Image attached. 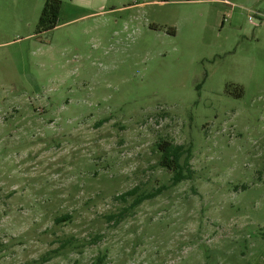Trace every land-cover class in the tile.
<instances>
[{
	"label": "rangeland",
	"instance_id": "obj_1",
	"mask_svg": "<svg viewBox=\"0 0 264 264\" xmlns=\"http://www.w3.org/2000/svg\"><path fill=\"white\" fill-rule=\"evenodd\" d=\"M44 2L0 0V264H264V0Z\"/></svg>",
	"mask_w": 264,
	"mask_h": 264
},
{
	"label": "trees",
	"instance_id": "obj_2",
	"mask_svg": "<svg viewBox=\"0 0 264 264\" xmlns=\"http://www.w3.org/2000/svg\"><path fill=\"white\" fill-rule=\"evenodd\" d=\"M61 2L60 0H45L42 7L41 15L39 18V29L41 31H47L54 28L57 25V20L60 14ZM158 150L160 152V165L173 170L174 174L172 180L174 183L186 178L185 173L182 170L183 165L178 164L180 156L184 153L183 147L180 144H172L168 140H162L157 143ZM188 165V162H184ZM175 165V166H174ZM135 192V188L123 193L124 195H131ZM155 192L141 195L135 199V204L141 202L144 199L154 196ZM62 221L67 219V216L60 217ZM104 260L103 256L97 257L95 262L91 264H102Z\"/></svg>",
	"mask_w": 264,
	"mask_h": 264
},
{
	"label": "built area",
	"instance_id": "obj_3",
	"mask_svg": "<svg viewBox=\"0 0 264 264\" xmlns=\"http://www.w3.org/2000/svg\"><path fill=\"white\" fill-rule=\"evenodd\" d=\"M228 3H230V2H228ZM230 4L232 6V3H230ZM247 12H248L247 17H248V20H250V21H252L254 18L262 19L264 17V15L257 10H248Z\"/></svg>",
	"mask_w": 264,
	"mask_h": 264
}]
</instances>
